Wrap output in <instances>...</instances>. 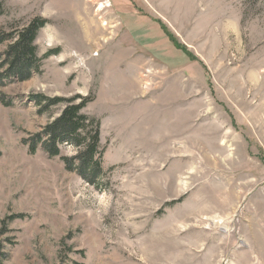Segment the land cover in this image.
<instances>
[{"label":"rangeland","instance_id":"rangeland-1","mask_svg":"<svg viewBox=\"0 0 264 264\" xmlns=\"http://www.w3.org/2000/svg\"><path fill=\"white\" fill-rule=\"evenodd\" d=\"M0 9V264H264V0ZM36 18L38 71L5 75ZM39 96L89 98L96 187L44 149L64 105Z\"/></svg>","mask_w":264,"mask_h":264},{"label":"trees","instance_id":"trees-1","mask_svg":"<svg viewBox=\"0 0 264 264\" xmlns=\"http://www.w3.org/2000/svg\"><path fill=\"white\" fill-rule=\"evenodd\" d=\"M44 24L45 20L36 18L17 32V39L8 45L3 53L6 57L5 62L8 63L5 75H17L21 80L29 78L33 72L38 71L39 58L36 56V47L33 45V41L38 29ZM9 37H12L11 34H2L0 42ZM57 51V49L50 50L43 57L57 53ZM37 100L40 105L39 111H45L53 104L64 105L60 115L47 123L42 131L45 137L44 149L52 157H61L67 170H75L82 179L96 187L97 184L94 181L97 175L102 172L99 122L81 113L89 98L39 96ZM38 139H41V134L35 136V140L30 145V151H35ZM61 144L74 147L75 155L72 157L62 156L59 147ZM18 217H22L21 214H12L6 220L11 221Z\"/></svg>","mask_w":264,"mask_h":264}]
</instances>
